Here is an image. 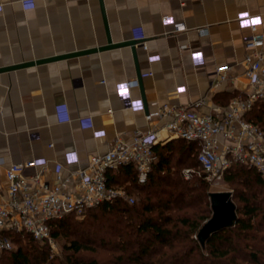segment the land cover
<instances>
[{"label":"crops","instance_id":"crops-1","mask_svg":"<svg viewBox=\"0 0 264 264\" xmlns=\"http://www.w3.org/2000/svg\"><path fill=\"white\" fill-rule=\"evenodd\" d=\"M244 12L260 15L264 32V0H0V68L102 47L108 37L139 41L135 55L124 45L0 71V200L12 163L36 160L23 173L41 169L51 180L117 137L158 129L156 145L175 140L162 130L171 116L155 114L164 105L203 98L200 112H213L245 95L242 38L252 32L238 20ZM165 15L185 29L163 23ZM126 81L137 83L121 95Z\"/></svg>","mask_w":264,"mask_h":264},{"label":"trees","instance_id":"trees-1","mask_svg":"<svg viewBox=\"0 0 264 264\" xmlns=\"http://www.w3.org/2000/svg\"><path fill=\"white\" fill-rule=\"evenodd\" d=\"M245 118L264 130V101H257ZM198 148L197 143L184 139L156 145L154 150L158 160L144 183L137 181L132 166L109 173V183L143 195L138 203L115 199L88 209L84 215L68 214L48 222L52 238L57 239L63 234L68 236L77 226L93 225L104 215L113 217L106 225L109 233L98 241L90 237L89 233L94 231L88 230V235H75L66 247L73 254L89 248L107 249L112 253L107 261L72 257L65 262L58 261L49 257L46 242L39 246L41 241L28 232L5 231L17 247L3 250L0 264H240V260L263 264L260 256L264 252V206L260 203L261 198L257 201L256 191L249 190L240 195L244 203L240 215L234 204L236 219L233 225L210 234L204 244L199 242L197 233L201 221L212 215L211 192L207 190L203 175L185 179L183 169H178L185 164L186 167L199 166ZM237 178L240 181L245 178L244 185L248 187L250 184L264 185V179L254 168L237 163L224 172L221 181L228 183ZM190 209L195 211L188 214ZM108 235L114 238L111 245H108ZM240 251H245V255Z\"/></svg>","mask_w":264,"mask_h":264},{"label":"built area","instance_id":"built-area-1","mask_svg":"<svg viewBox=\"0 0 264 264\" xmlns=\"http://www.w3.org/2000/svg\"><path fill=\"white\" fill-rule=\"evenodd\" d=\"M238 20L252 32L242 38L249 51L243 59L248 81L245 95L233 98L228 106L217 107L213 112H200L205 101L199 98L187 106L164 105L155 113L171 116L162 127L165 140L184 139L199 147L196 155L199 166L186 167L182 172L185 179L203 175L205 179L219 181L234 163L254 168L264 179V130L245 118L257 101H264L262 19L260 15L244 12ZM161 21H170L176 31L185 29L172 16L165 15ZM227 70V65L216 68L214 73L219 81L226 79ZM136 83L126 81L119 87V94L128 95ZM129 106L142 110L144 102L131 100ZM152 115L145 117L149 120ZM159 131L136 132L130 140L117 137L105 153L90 156L84 167L66 173L57 170L51 180L41 169L32 175L23 173L25 168L37 166L36 160L10 164L5 171L6 193L0 200V253L12 246L5 231H25L53 247L49 221L68 214L81 216L88 209L115 199L134 203V197L124 186L109 183L108 174L132 166L137 181L144 183L158 160L154 146L160 141Z\"/></svg>","mask_w":264,"mask_h":264},{"label":"rangeland","instance_id":"rangeland-1","mask_svg":"<svg viewBox=\"0 0 264 264\" xmlns=\"http://www.w3.org/2000/svg\"><path fill=\"white\" fill-rule=\"evenodd\" d=\"M186 166H188V165L187 164L182 165L178 169L184 170L186 168ZM192 168H194V167H192ZM183 170H182V172H183ZM244 179H243V181H240V178L239 179L237 178L235 181L228 182V183H223V181H221V180L216 181V180L205 179V181L207 182V190L209 192H214V191H229V192H231V199H232L233 203L238 207V209H239L238 214L240 215V209L244 203L242 200H240V195L242 193H244L245 191H249V190L252 192L256 191L257 192V201L261 198L262 201L260 203L262 206H264V185L263 186H257L254 184H250L251 186L248 187V186L244 185L246 183V180H244ZM127 192L129 195H132L134 197L135 203H138L143 197V195L141 193H139L133 189H129V191L127 190ZM194 211L195 210L190 209L187 211V213L192 214ZM204 215H206V214L204 213ZM110 220H113V217H111L109 215H104L101 217V219H99V221L93 222V225H91V226L90 225L77 226V227H75L74 230H72L71 234L67 233L68 236L63 234L62 236H59L57 239L53 238L54 239V246L53 247H51L46 242V244H47L46 246L49 250V257L50 258H57L58 261H62V262H65L66 259H68V257H72L73 259L79 258L80 260H89L92 258H96L97 260L107 261L109 258L112 257V253L107 249L96 248L95 250H91L89 248V249L81 250L80 253L73 254V252L71 250L66 249V247L69 246V241L71 239H74L75 235L80 236L81 233L88 235V232H87L88 230L94 231L93 233H89L90 237L96 238V240L98 241L99 238H102L105 236V234L109 233V229L106 228L107 227L106 225ZM104 222H106V223L104 224ZM205 222H206V220L201 221V226ZM201 226H200V228H201ZM112 235L114 237V234H112ZM107 237L109 238L108 245L113 244L114 238H112L110 235H108ZM43 243H45V242L39 243V246L45 245ZM256 243L262 244L259 242H256ZM258 246L260 247L261 245H258ZM11 247L15 248V247H17V245L13 246V244H12ZM263 253L264 252L262 251V256H260V262H263V264H264V254ZM240 254L245 255V251H240ZM246 254H248V253L246 252ZM240 264H250V263H248V262L246 263V262H243L242 260H240Z\"/></svg>","mask_w":264,"mask_h":264},{"label":"water","instance_id":"water-1","mask_svg":"<svg viewBox=\"0 0 264 264\" xmlns=\"http://www.w3.org/2000/svg\"><path fill=\"white\" fill-rule=\"evenodd\" d=\"M138 43L139 41H136V40L123 41L120 43H112V41L108 37L107 44L102 47H98V48L94 47L92 49H87L83 51H74V52L66 53L62 55H55L52 57L39 59L36 61L14 64V65L0 68V71L11 70V69H15L18 67L31 65L34 63L51 61V60H56L59 58L76 56V55H80L84 53L94 52L96 50L124 46V45H130L135 55V45ZM210 203H211L212 215L209 219L206 220V222L201 226V228L198 230V233H197V238L201 244L205 243V240L210 236V234L222 228L233 225L236 219L235 205L231 199V192L229 191L211 192L210 193Z\"/></svg>","mask_w":264,"mask_h":264},{"label":"snow or ice","instance_id":"snow-or-ice-1","mask_svg":"<svg viewBox=\"0 0 264 264\" xmlns=\"http://www.w3.org/2000/svg\"><path fill=\"white\" fill-rule=\"evenodd\" d=\"M254 23H258V21H253ZM165 23H170V21H165ZM99 135V134H98ZM74 158V157H73Z\"/></svg>","mask_w":264,"mask_h":264}]
</instances>
